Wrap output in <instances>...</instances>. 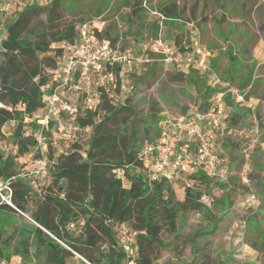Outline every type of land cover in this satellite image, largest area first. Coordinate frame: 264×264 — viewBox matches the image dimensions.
<instances>
[{
  "label": "trees",
  "instance_id": "16d2710c",
  "mask_svg": "<svg viewBox=\"0 0 264 264\" xmlns=\"http://www.w3.org/2000/svg\"><path fill=\"white\" fill-rule=\"evenodd\" d=\"M109 2L51 0L45 5L20 3L7 18L0 7V141L5 139L4 126L12 122L9 136L16 148L15 155H4L0 151V178L10 179L14 205L0 203V259L6 264H12L13 256H17L21 264H70L72 251L92 264H122L125 254L119 234L122 223L136 231V264H158L160 253L167 245L161 238L162 231L171 235L173 248L180 253L187 243H191L195 252V240L204 235L201 231L190 237L181 235L178 231L180 216L193 211L213 219L210 207L218 200L197 186L202 183L207 189L213 181L223 192H234L231 184L211 179L201 171L189 175L192 187L182 186L180 199L165 180L150 181L138 154L142 145L160 134L158 103L150 99L147 107L141 109L140 101L131 91L114 104L108 95L119 93L117 83L96 87L100 94L94 109L79 107L76 121L82 128L80 134L90 129L85 147L81 145V135L52 144L51 133L45 131L47 178L34 188L18 175L21 171L17 170L16 157L31 152L34 160L39 156L35 139L25 134L26 129L35 131L39 125L35 120L25 121V117H32L42 108L41 86L50 81L58 66L63 54L61 44L73 42L77 37L76 25L86 22L90 14H102ZM115 5L129 9L123 15L128 30L135 22H143L144 12L157 11L160 19L153 26L151 38L159 36L162 19H177L181 14L176 0H167L164 6H155L152 0L145 3L143 0H116ZM184 24L194 25L192 21ZM187 30L190 31L186 35L194 46L197 41L195 29ZM96 34L109 39L112 44L119 41L117 36H111L109 28L97 30ZM181 44L182 40L177 42V46ZM158 63H144L140 73L135 67L131 73L132 90L135 84L143 83L146 76L157 79ZM210 65L215 71L213 60ZM229 70L224 71L225 76L220 79L231 84L227 81ZM172 72L169 75L172 79L184 80L195 90L196 110L205 111L215 91L209 87L205 75L193 67ZM228 104L232 107V118L241 119L237 105ZM152 136L154 138L150 139ZM228 140H223V147L230 159L238 160L240 165L241 157L234 155L237 143ZM117 168L124 170V179L114 172ZM203 193L210 197L209 205L200 201Z\"/></svg>",
  "mask_w": 264,
  "mask_h": 264
},
{
  "label": "built area",
  "instance_id": "2783aa9c",
  "mask_svg": "<svg viewBox=\"0 0 264 264\" xmlns=\"http://www.w3.org/2000/svg\"><path fill=\"white\" fill-rule=\"evenodd\" d=\"M24 0H0L1 11L6 16L14 6ZM145 3L146 0H143ZM110 21H117V17L107 20L104 13L90 21L76 25V39L61 44L63 54L57 68L52 72L50 81L41 86L42 108L32 117H25V121H32L39 125L35 131H28L36 141L39 156L29 171H21L18 175L38 188L47 178L48 161L47 136L51 133V143L68 140L81 135L82 128L76 121L79 107L94 109L99 101L100 92L97 86L117 83L119 93H109V98L118 104L131 89V73L137 64L159 61L165 66L171 65L175 69L193 67L205 75L209 87L215 91L210 97V105L205 111L186 112L174 118L169 111L160 120L161 131L158 137L146 142L139 150V158L147 169L148 179L151 181L163 179L171 186L180 181L183 187H192L189 175L203 172L209 178L221 183H228L229 159L222 154L219 135L234 130L231 123L229 104H243L251 85L240 89L236 85L222 81L210 65L213 53L200 44L198 40L192 46L188 44V51L182 53L174 44L165 42L160 36L150 38L139 43L138 48L120 47L107 38L98 37L96 31L105 29ZM116 95V96H115ZM165 110V109H164ZM240 173L245 181L250 166L251 153L259 134V125L242 127ZM117 176L124 179V170H114ZM10 179L0 178V203L12 207V186ZM200 201L210 204V197L200 196ZM250 201H255V195H250ZM50 234V233H48ZM120 240L124 250L122 264H136L135 237L136 231L127 223L119 228ZM51 235V234H50ZM52 236V235H51ZM0 264H6L0 259ZM70 264H92L79 253L72 251Z\"/></svg>",
  "mask_w": 264,
  "mask_h": 264
},
{
  "label": "rangeland",
  "instance_id": "374dc122",
  "mask_svg": "<svg viewBox=\"0 0 264 264\" xmlns=\"http://www.w3.org/2000/svg\"><path fill=\"white\" fill-rule=\"evenodd\" d=\"M50 1L41 0L40 4L45 5ZM110 2L102 14L104 13L107 20L117 17V21L114 23L110 21L105 29L109 28L111 36H117L120 39L118 46L135 48L139 43L152 37L154 28L146 20L147 16H145V27H142V24H140L142 28L134 25L128 30L121 6L115 5L116 0H110ZM245 2L250 7L248 11L239 9L235 4L231 6L226 3L222 4L220 9L225 8V13L230 15L232 20L227 19L222 24L216 23L214 26L204 27V42L200 30L195 31V34L198 42L213 53L211 59L215 63V71L219 78L222 75L225 76L224 71L230 69V77L227 81L231 84L239 87L252 85V88H249L251 92L248 93L246 104L237 106L242 120L233 118V123L230 125L234 130L223 135L225 139L229 138L228 142L237 143L234 155L240 158L239 143L242 139L239 130L242 127L251 128L256 123L259 125V134L256 136L257 143L251 153L249 170L245 181L242 180L239 175L238 160L230 159V156L226 155L229 159L230 172L228 184H231L234 192L232 190L223 192V189L215 186L213 181L207 189L202 183L197 186V189L206 191L207 194L218 200L213 202L210 207L213 219L210 220L203 213L193 211L180 216L178 231L181 235L190 237L196 231L204 232V235L195 240V252L191 243H187L180 253L173 248L171 235L162 231L161 238L167 245L160 253L158 264H264V0H246ZM216 8H218V4ZM216 8L214 10L211 8L214 14ZM220 13L217 10L215 16L219 17ZM96 16L98 15L91 16L90 14V18L86 19L90 21ZM7 17H10L9 13L6 15ZM235 19H238V25ZM189 29L193 30L191 27ZM189 31H178V36L181 35V46H177V42L172 41L182 53L188 51L187 44L190 42L186 34ZM1 35L2 28L0 37ZM163 35L162 38L165 40L173 39L169 29L164 30ZM141 66L140 64L136 65L137 73L141 72ZM156 68H158L157 79L151 80V77L146 76L143 83L135 84L134 89L131 88L129 91H133L135 97L140 101L139 108H146L147 101L154 99L158 103L157 107L160 111L168 109L176 116L183 115L186 111H192L189 109L194 105V96L191 94L189 85L184 80L172 79L169 76L175 67L165 66L159 62ZM146 82H148V86ZM12 128L13 123L10 122L2 130L5 139L0 141V151L4 155L7 153L15 155L16 152L9 136ZM28 131L29 129H26L25 133ZM89 134L90 129L82 133L81 145L83 147L87 143ZM152 138L154 137H150V139ZM224 152L226 153L225 149ZM32 154L33 152L23 157H16L18 171H29L32 168L34 165ZM173 189L176 198L180 199L183 196L180 181H176ZM251 194L255 195L254 202L250 201ZM16 220L22 221L20 218ZM11 263L21 264L17 256L11 258Z\"/></svg>",
  "mask_w": 264,
  "mask_h": 264
},
{
  "label": "crops",
  "instance_id": "0c3cea01",
  "mask_svg": "<svg viewBox=\"0 0 264 264\" xmlns=\"http://www.w3.org/2000/svg\"><path fill=\"white\" fill-rule=\"evenodd\" d=\"M166 1L167 0H152V3H155V6H157V5L164 6ZM245 1L246 0H176V4H177L178 8L180 9L181 14L179 15V17L177 19H171V20L170 19H162L159 22L158 35L162 38L163 31L166 30V29H169V31L172 32L173 39H168V40H165L164 38H162V39L165 42L173 44L172 41L178 42V41L181 40V35L178 36V31L182 32L184 30L189 29L190 26H191V28L194 27L196 32L199 31V30L202 32L201 33V38H202V41L204 42L205 41V38H204L205 34L203 33V28L204 27H211V26H214L216 23H221L222 24V23L226 22L227 19L229 21L232 20V18L229 17L230 15L225 13L226 12L225 8L220 9L223 6L222 4L226 3V4L230 5V6L235 4V6H237L239 9L248 11L250 7L248 6L247 2H245ZM34 2L40 3L41 0H24V2H22L20 5L26 4V3H34ZM217 4H218V8H216ZM192 7H196V10L192 11L191 10ZM16 8H18V6H14L11 9L10 13H12ZM211 8L213 10H214V8H216L215 9V14H216L217 10H219L221 12L219 17L215 16V14H214L213 10H211ZM263 9H264V6H263ZM122 10L124 11V14H127L129 12L128 8H122ZM145 16H147L146 20L149 21L152 26H154L155 22H157V20L159 21V19H160V16H159L157 11H155V10L151 11L150 10V11L144 12V14L142 16L143 17V22L142 23L135 22L134 25L140 26V24H142L143 26L142 25L141 26L145 27V24H144V22H146L145 21ZM235 20H237V25H238V19H235ZM186 21H192L194 25L192 26L191 24H184V22H186ZM134 25H132L131 27H133ZM126 26L129 27L128 23H127ZM195 35H194V37L196 39L197 36H195ZM1 37H2V35H1ZM138 45H136L137 46V47H135L136 49L138 48ZM232 85H234V84H232ZM189 87H190V90H191V94L194 96V105L191 107V109H189V110H192V111H186V112H194V111H197L196 110L197 109V107H196V103H197L196 93H195V90L191 86H189ZM237 87H239V86H237ZM246 87H247V85H245L244 87H239V88L240 89H245ZM250 92L251 91L248 90V92L246 94V101L243 104H246L247 99H248V93H250ZM243 104H234L233 103L232 105H237L238 106V105H243ZM229 109H230V112L232 114V107L230 105H229ZM165 111H166V109L165 110L162 109L160 111L161 120L165 117ZM167 111H169V113H171V115L174 118H177V117L181 116V115L176 116L172 111H170L168 109H167ZM231 118H232V115H231ZM241 120H242V118H241ZM226 134H228V132H226ZM223 140H225V138L222 135H219V143H220V145H221V147L223 149L222 153H224L225 155L228 156V154L224 152V147H223V144H222ZM225 151H226V149H225Z\"/></svg>",
  "mask_w": 264,
  "mask_h": 264
}]
</instances>
